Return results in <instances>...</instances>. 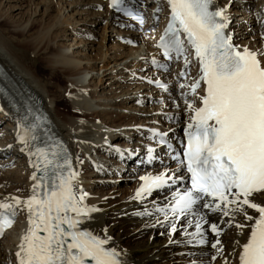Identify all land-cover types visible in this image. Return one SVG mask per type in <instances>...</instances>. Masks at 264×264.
<instances>
[{"label":"bare ground","instance_id":"6f19581e","mask_svg":"<svg viewBox=\"0 0 264 264\" xmlns=\"http://www.w3.org/2000/svg\"><path fill=\"white\" fill-rule=\"evenodd\" d=\"M63 2L67 4V9L71 7L84 9L80 13L82 15L77 13L76 16L82 17L90 14L92 19L95 20L93 23L91 22L94 25L98 24L99 20L103 17H108L109 26L113 25V28L125 26L124 30L116 32L121 33L120 35L116 34L112 38L116 46L114 45L105 51L106 55H109L108 61L111 63V67L105 68V66L101 65L99 70L105 71L102 73V76L97 74V77H100V81L104 82V84L108 83L110 86L114 83L117 84L115 90L120 89V91L115 93L114 97L102 96L104 93L94 94L95 96L98 95V97L89 96L92 93L90 92V81L93 80L94 75L89 80L88 75L99 71V60L93 58L92 60H88L87 63L84 62L83 57H86V55H83L80 49H86V43L83 45L82 41L71 45L59 44L57 42V39L62 40L63 38L64 40L68 33L65 29L66 23L62 19V14H58L57 20L53 21L54 25L49 27L41 26L38 20L35 19V17L40 15L39 11L41 7H45V10L49 8L50 0H30L31 16L25 21H22L20 18L15 22L11 19L13 16L0 7V61L19 85L25 91L30 92L32 96L38 98L49 112L54 124L53 130L56 131L60 139L67 145L71 155L73 173L76 174L73 180L74 191L77 196L81 192L86 193L85 191H89V195L93 194L94 199L90 200L86 195L83 201V204L87 208L97 209V211L89 212L86 216H82L85 227L93 235L108 240V244L105 246L110 250L115 249L120 254L119 259L121 264H168L169 258L175 260L182 253L197 251L198 254H204V249L207 248H202L197 242L201 238H207L210 241L209 248L211 249H214L211 245L217 239L220 241L218 248H222V252L216 248L211 251L213 257H215V261L212 260L214 264H226V262L227 264H238L242 245L246 242L250 233L249 226L254 221L246 220L240 213H236L233 220L231 216H224L220 211L203 208L202 205L205 201L201 204L200 209L193 211L196 215L193 212L179 215L166 211L165 208L174 202L177 194L186 191L185 178L182 172L179 175V181L174 178L171 179L174 173L170 175L164 174L165 180L168 181L165 183L166 186L163 191L156 192L152 190L150 193L142 194L139 198L136 197L137 190L144 183L141 177L160 176L145 161H141L138 155L142 149L151 153L158 149L165 150L160 148L161 146L157 143H152L149 139L152 134L151 130H159L165 133L167 138L178 143L182 140L184 127L183 123L179 121L180 113L182 112V114L188 117V121L185 122L187 125L192 122L191 118L194 115L189 109L184 113L183 110L186 108L183 109V106L186 105L188 108V103L194 104L195 107L201 105L200 97L204 95L202 83L195 95H193L191 87H186V85L181 87V83H177V85L172 83L173 78L175 76L179 77L180 70L182 67H185L188 68L189 72L192 69L194 71V79L190 82L192 85L200 77L197 63L194 60H188L187 64H179L180 66L172 71L174 75H172V72L163 74L160 70H152L154 68L153 64H157L160 61L155 45L162 34L161 24L156 36L155 33H152L151 36L139 34L138 29L132 27L129 22H120L115 16L109 17V13L104 12V10L100 12L102 4L96 0H76L71 3L66 0ZM245 6L243 0H213V7L215 9H226L228 18L226 31L234 39L236 49L241 52L244 49H248L251 52L258 53V59H260L262 66H264V48H262L264 44V31L260 32V35H255L257 37L256 42L248 36L245 37L246 30H244L245 28L242 24L239 25L234 20L229 23V20L233 19V16L231 17L230 14L234 12L233 15H242L243 10L247 9ZM19 9L21 8H15L13 11H18ZM151 9L154 10L155 6ZM256 13L260 15V18L264 16V0L259 1V9H257ZM165 15L163 14V17ZM258 15L256 16L258 17ZM153 21H156V16ZM263 21L264 18L262 24ZM158 23L152 24L149 29L155 32L159 28L157 26ZM234 25L240 26L235 29L238 34L237 38L232 34L235 33L233 31ZM55 29H58L62 35L60 34L59 37L55 36L53 34V30ZM251 30L252 28H247V32L250 31L252 33ZM241 33L243 36L245 35L242 37L243 41L240 39ZM247 39L252 41L249 42ZM135 43L136 45L143 43L145 45L144 50L132 48L136 46ZM92 48L90 51L93 50ZM126 49L128 52L126 54L122 53V50ZM134 69L137 73L134 72ZM47 73L48 76L42 79L41 75ZM118 73L121 75L118 76ZM60 75L67 81L65 88H61L57 83H54ZM136 78H141L143 82L137 81L138 79ZM87 80L88 83H86ZM161 82L167 83L169 89H161ZM60 83L62 84V82ZM55 86L59 88H57V95L52 92L54 108H51L53 106L48 105L47 94L52 96L49 92ZM97 86L98 84H95V88ZM176 88H180L181 92H174L173 90ZM162 93L167 94V96H163ZM163 98H166L167 101H164L165 103L163 102L159 106ZM146 102L151 103V107L149 108H153V106L159 107L151 110L137 108L140 105L145 106ZM60 105L69 106L70 113H67L66 110L65 112L61 111L60 108L62 106L60 107ZM128 107L129 111H134L133 114H121L119 112L122 109H128ZM168 107L169 109L170 107L173 108V111H170ZM7 112L6 106L0 102V120H9L4 132H0V136L5 138V140L0 141V155H4L5 157L12 149H15V152L10 156V161H2L1 159L0 166L9 165L12 161V165L15 164V166L11 167L16 170L4 176L2 182L4 181L5 187L10 185V189L7 188L8 190L4 191L0 189V199L2 198L1 203L14 204L13 197L25 201L33 194L35 163L32 146L28 142L27 144L20 143L19 138L23 136V127L21 122H19L21 120L19 119L18 121L13 115H11L13 118L8 116ZM167 122H172V126L175 129L170 130L169 127L167 128ZM137 126H143V128ZM122 136L128 137L125 141H118ZM136 136H138V143L135 144L137 149H133L128 139ZM11 145L12 148H9ZM115 145L120 146L121 149L119 151L114 150L112 147ZM150 149L151 151H149ZM168 155L169 152L166 151L164 158L166 163L162 165V171L169 170V167L165 165L177 164L176 161H172L174 157ZM137 162H142L143 166L132 168L133 170H140L137 177L131 178L138 181L134 189L127 188L128 190H125L119 184L105 191L104 185L107 186L109 184H103L104 182L112 181V184H116L119 181H123L122 178L119 179L118 177L120 169L126 167L124 164L137 166ZM107 163L109 164L106 166ZM159 167L160 165L157 168ZM174 168L172 167L171 169ZM142 170L145 171L143 172ZM105 174L112 175L104 177ZM114 174L116 177H114ZM89 180L91 181L90 183ZM96 185H99L101 188L98 187L99 189L96 190ZM92 189L96 192L92 191ZM120 191L121 193L124 191L125 197L123 196L124 198L120 197L118 199L117 194ZM232 198L230 197V199ZM250 199L264 206V192L253 194ZM206 201L211 203L218 202ZM145 209H149L152 212L143 214ZM15 211L17 217H20L21 222L19 223L18 221L16 227L13 229L14 231L18 229V232L11 244L5 247L1 242L3 238L0 239V264L10 260L13 261V264H18L16 253L19 251L18 246L21 242V237L28 229L27 209L21 204L15 208ZM140 211H142L143 219L138 221L136 217H139V215L135 216V214ZM246 211L254 219L258 218V213H255L254 210L246 208ZM150 213L155 214L154 219L148 218ZM119 215H125V217L128 216L129 218L134 217L130 218L127 222H123L122 220L120 222L118 220ZM201 215L206 221H201L203 236L196 232V221ZM111 222H115L114 228L110 226ZM236 223L244 224L246 227L243 230L238 229L235 227ZM212 224L217 225L220 231L219 236L211 231ZM173 227L175 231H173ZM138 230L140 231L139 234L135 235L134 232ZM125 237L126 240L121 242V238ZM155 259L165 260L155 263ZM187 260L188 262L189 260H197L202 264L204 258L198 256L195 259ZM186 264L198 263L193 261Z\"/></svg>","mask_w":264,"mask_h":264},{"label":"snow or ice","instance_id":"6c2138e0","mask_svg":"<svg viewBox=\"0 0 264 264\" xmlns=\"http://www.w3.org/2000/svg\"><path fill=\"white\" fill-rule=\"evenodd\" d=\"M123 3L124 0H111L114 9L143 24L142 17L121 7ZM167 3L171 21L157 46L163 49L165 58L175 52L184 56L187 64V44L194 51L201 73L191 85L193 95L201 81L206 85L200 97L202 106L188 103L194 115L186 131L181 164L187 169L191 186L177 194L172 211L186 215L193 212L194 205L210 197L218 202L205 201L203 208L220 211L233 220L236 213L242 214L254 222L239 253V264H264V206L250 199L254 193L264 192V66L258 53L248 49L241 52L232 45L224 31L226 9L211 11L213 0ZM27 137L25 130L20 143L27 144ZM35 154L46 166L52 163L43 149H36ZM75 176L71 172L67 176L55 173L49 183L47 172L39 179L34 175L33 180L38 182L29 199L13 197L14 204L0 203L4 210L0 211V236L12 227L16 207L23 204L28 211V229L16 253L18 264H121L120 254L105 247L107 239L78 228L80 217L97 209L83 204L86 193L77 196L72 183ZM141 180L144 183L136 192L137 198L167 183L163 175L144 176ZM245 206L258 213V218L249 215ZM201 221L206 222L202 215L196 221V232L203 236ZM235 227L243 230L246 225L236 223ZM211 231L220 235L216 224L211 225ZM199 242L203 244L205 240ZM219 244L217 239L211 246L222 252Z\"/></svg>","mask_w":264,"mask_h":264},{"label":"rangeland","instance_id":"374dc122","mask_svg":"<svg viewBox=\"0 0 264 264\" xmlns=\"http://www.w3.org/2000/svg\"><path fill=\"white\" fill-rule=\"evenodd\" d=\"M51 1V3H52V5H51V3L49 4V8L47 9L46 8V10H45V7H41L40 8V11H39V13H40V15H38L37 17H35V19L36 20H38V22L40 23V25L41 26H46V27H49V26H53L54 25V22L57 20V17H58V14H62V19H63V21L66 23V25H65V29L67 30V35H66V37L64 38V40H63V38H62V40H60V39H57V42L59 43V44H61V43H63V44H67V45H71V44H75V43H77V42H81L83 45L86 43V49H80L81 50V52L83 53V55H86V57H83L84 58V62L85 63H87L88 62V60H92L93 58H96V59H98L99 60V62H98V64H99V66H98V70L101 68V65H103V66H105V68L106 67H108V66H110L111 65V63L108 61V57H109V55L107 54L106 55V52L105 51H107L108 49H110L112 46H116V43H114V41H112V38H113V36H115L116 34H121V33H116L118 30L119 31H122V27L121 26H117V27H115V28H113V25H111V26H109V24H108V17H103L101 20H99L100 22L98 23V24H96V25H94V24H92L95 20L94 19H92V17H91V15L90 14H86L85 16H82V17H80V16H76V14L78 13L79 15H82V14H80L81 13V11L83 12V10L84 9H82V8H73V7H71V8H68L67 9V4L65 3V2H63V1H66V0H50ZM74 1H76V0H68V2H74ZM259 1L260 0H243V2H244V4L246 5L245 7H247V9L245 10H243V14L242 15H233L234 14V12H232L230 15H231V17L233 16V19H234V22H236L237 24H239V25H241L242 24V26L245 28L244 30H246L245 31V34H246V36L245 37H249L250 39H252V40H255L256 42H257V37L255 36V35H260V31H261V28H262V26H263V24H262V20H263V18H264V16L262 17V18H260V15H258L257 13H256V11H257V9H259ZM220 3H221V1H220ZM30 6V7H29ZM0 7L4 10V11H6L8 14H10L11 16H13V18H11L12 20H14L15 22L16 21H18L20 18H21V20L22 21H25V20H27L30 16H31V4H30V0H0ZM68 7H70L69 5H68ZM15 8H21V9H19L18 11H13ZM250 8V9H249ZM78 10V11H77ZM47 11V12H46ZM85 12V11H84ZM101 12V11H100ZM38 13V14H39ZM242 13V12H241ZM240 13V14H241ZM44 14V15H43ZM256 15H258V17L256 16ZM236 16V17H235ZM85 18H86V20H85ZM105 18V19H104ZM84 19V20H83ZM232 19V20H233ZM257 19V20H256ZM262 19V20H261ZM69 20H71V22H69ZM74 20V21H73ZM81 20V21H80ZM92 20V21H91ZM118 20V19H117ZM54 21V22H53ZM119 21V20H118ZM92 22V23H91ZM261 22V23H260ZM88 23V24H87ZM259 23V24H258ZM235 26L234 25V32L235 33H232V34H234V37H236L237 38V36H238V34L236 33V31H235V29L237 28V27H240V26ZM112 27V28H111ZM121 27V28H120ZM110 28V29H109ZM247 28H252V33H250V31H248L247 32ZM124 30V29H123ZM239 32H241V31H239ZM238 32V33H239ZM153 33H155V32H153ZM53 34L55 35V36H60V34L62 35V33H60V31L57 29H55V30H53ZM152 35V33L149 35V36H151ZM243 35H242V33L240 34V39H241V41H243L244 39H242V37H244ZM154 37V36H153ZM254 38V39H253ZM250 39H247V41H252V40H250ZM75 40V41H74ZM102 42V43H101ZM104 42V43H103ZM123 45H125V44H123ZM136 45V44H135ZM91 47H93L92 49V51H90L91 50ZM105 47V48H104ZM104 48V49H103ZM132 48H134V49H137V48H141V50H144V48H145V45L143 44V43H139L138 45H136V46H133ZM262 48H264V44H263V47ZM89 49V50H88ZM128 51H127V49L126 50H122V53H124V54H126ZM88 58V59H87ZM90 58V59H89ZM102 60V61H101ZM113 64V63H112ZM111 67V66H110ZM122 67V66H121ZM105 70H99L98 72L97 71H95L94 72V74H89L88 75V80L92 77V75H94V78H93V80L92 81H90V92H92V93H90V97H98V95H94V94H100V93H104V94H102V96L104 95H106L105 97H108L109 96V98H112V97H114L115 96V93H118V91H120V89H116L115 90V87H116V85L117 84H113V85H108V83H105L104 84V82H102V81H100L101 80V78L100 77H97V74H100V76H102V73L104 72ZM134 72L135 73H137L136 72V70L134 69ZM46 75V76H45ZM43 74V75H41V77H42V79H44V78H46L47 76H48V73L47 74ZM121 74L120 73H118V76H120ZM172 75H174L173 74V72H172ZM45 76V77H44ZM63 77L60 75V76H58V79H56L55 81H54V83H57L58 85H59V87H61V88H65L66 87V83H67V81L63 78ZM95 79V80H94ZM136 79H138L137 81H142L143 82V80L141 79V78H136ZM64 80V81H63ZM88 80H87V82L86 83H88ZM66 81V82H65ZM60 82H62V84L60 83ZM95 84H98V86L95 88ZM94 85V86H93ZM137 85H138V82H137ZM114 86V87H113ZM58 86H55L54 88H52V90H50V94L52 95V96H50L49 94H47V101H49L48 102V105H50V106H53V107H51V108H54V98H53V94H52V92H54V94L56 93V95H57V91H58V89L57 88H59ZM95 89H96V91H95ZM110 89H112V90H110ZM114 89V90H113ZM174 92L176 91L177 93L178 92H181V89L180 88H176V89H174L173 90ZM110 92V93H109ZM114 92V93H113ZM183 93H185V92H183ZM163 94V93H162ZM163 96H167V94H163ZM169 96V95H168ZM167 98V97H166ZM166 98H163L162 100H161V102H160V105L159 106H161L162 105V103L165 101H167V99ZM52 101V102H51ZM157 101V100H156ZM164 102V103H165ZM50 103V104H49ZM133 103V102H132ZM173 103V102H172ZM174 104V103H173ZM175 105V104H174ZM183 105V104H182ZM181 105V106H182ZM185 105V104H184ZM62 106V107H61ZM64 106V107H63ZM159 106H153V108L155 109V107L157 108V107H159ZM168 106H170V105H168ZM60 110L61 111H64L65 112V110H66V112L67 113H70V109H69V106H65V105H60ZM149 107H151V103H147L146 102V104H145V106H143V105H140V106H138L137 108L139 109V108H143V110H151V109H153V108H149ZM171 107H173L172 105H171ZM170 107V109H169V107H168V109L170 110V111H173V108H171ZM65 108V109H64ZM184 108H186V109H184ZM183 109L184 110H186V111H184L183 110V112L184 113H186L187 112V107H186V105L185 106H183ZM118 111V110H117ZM178 111V110H177ZM119 112H121V114L123 113H128V114H133V110H130L129 111V107H128V109H122V110H120ZM164 114V113H163ZM180 120L179 121H181V123H185L186 121H188V117H186L184 114H182V112L180 113ZM188 116H189V114H188ZM2 120H4V121H8V123H9V120H7V119H2ZM2 120H0V128L3 126L4 127V129H5V127L7 126V124L8 123H5L4 121H2ZM168 121V120H167ZM184 121V122H183ZM168 124H167V128L169 127L170 128V130H174L175 128H173L174 126H172L173 125V123L172 122H167ZM4 124H6V125H4ZM99 124H101V123H99ZM137 127H140V128H143V126H137ZM1 130V129H0ZM0 132H4V130L3 131H0ZM128 136H122V137H120L119 139H118V141H125V139L127 138ZM2 140H5V138L4 137H1L0 136V141H2ZM129 140V142L131 143V145L133 146V149H137V147L135 146V144H137L136 142H137V140H138V136H136V137H133V138H131V139H128ZM136 141V142H135ZM110 145H111V143H110ZM116 147V148H115ZM114 150H116V151H118L119 149H121V147L120 146H117V145H115V146H113L112 147ZM14 152H15V149H12L10 152H8V154L4 157V155H0V159H2V161H8L10 158H9V155H13L14 154ZM156 152V151H155ZM163 151H161V153H162ZM139 153L140 154H142L143 156H145V154H147L148 152L144 149H142V151H139ZM1 154V153H0ZM149 154H153V160H161V162H163V164H165L166 163V161L164 160V159H162L161 157H160V155L158 154V153H151V152H149ZM5 158V159H4ZM10 161V160H9ZM21 162V161H20ZM16 164H17V162H16ZM109 163H107L106 164V166L108 165ZM162 164V165H163ZM126 167L125 168H123V169H120V175L118 176L119 177V179H123V181H119V183H116V184H112V181H108V182H104L103 184H109V185H107V186H105L104 185V188H105V191H108L110 188H112V187H114V186H118L119 184H120V186H122V187H124V189L125 190H128L129 188H132V189H134V187H135V185L137 184V182L138 181H136L135 179H131L132 177H137V175H139V173H132V172H136L137 170H133L132 168L133 167H136V166H133L132 164H130V165H126V164H124ZM162 165H160V166H162ZM172 165V164H171ZM14 167L15 166V164H9V165H6V166H0V182H2V180L4 179V176L7 174L8 175V173L9 172H12L13 170H16V169H14V168H12V167ZM9 170V171H8ZM138 172V171H137ZM112 174H105L104 175V177H110ZM3 176V177H2ZM114 177H116L115 176V174H114ZM91 181L89 180V183H90ZM102 185V184H101ZM123 185H125V186H123ZM97 186V188H96V190L97 189H99V188H101V187H99V185H96ZM99 187V188H98ZM5 188V189H4ZM10 189V185H7L6 187L4 186V181L2 182V184H0V189L2 190V191H4V190H8V189ZM128 188V189H127ZM132 189H130V190H132ZM124 190V191H125ZM129 190V191H130ZM92 191H94V192H96L94 189H92ZM124 191H123V193H121V191L117 194L118 195V199H120V197L121 198H124L125 197V194H124ZM86 192V195L90 198V200L91 199H94V196H93V194L91 193V195H89L88 193H89V191L87 192V191H85ZM3 194H4V192H3ZM124 196V197H123ZM127 196V195H126ZM2 202V198L0 199V203ZM142 211H140V212H137L136 214H135V216H138L139 215V217H136V219L139 221L140 219L142 220L143 218H142V215L143 214H147V213H149V212H152V211H150L149 209H145L144 210V213L142 214L141 213ZM141 213V214H140ZM155 214L154 213H150V216L148 217V218H151V219H154V216ZM127 217V218H126ZM125 217V215H119V221L120 222H127L128 220H130V218H133L134 216H132V217H128V216H126ZM147 218V219H148ZM122 220V221H121ZM18 221H19V218H18ZM17 221V222H18ZM112 224L110 225L111 227H115V225H114V223L115 222H111ZM18 230V229H17ZM14 231V230H12V231H14L13 233H12V231L11 232H9L7 235H6V237L5 238H3L2 240H1V242L3 243V245L6 247V246H8L9 244H11V242L13 241V239H14V237L17 235V232L18 231ZM139 230L138 231H136V232H134V234L135 235H137V234H139ZM12 233V234H11ZM133 234V233H132ZM12 239V240H11ZM121 242H124L125 240H126V237L125 238H121ZM210 247V246H209ZM209 247H207V249H204V251H205V253L204 254H198V252L197 251H191L190 253H182V254H180L175 260H173V259H171V258H169L168 260H169V262H168V264H186V263H191V262H197L198 264H201V262H198L197 260H192V261H190L189 260V262H188V260L187 259H195V258H197L198 256H202L203 258H204V260H203V262H202V264H214V262L213 261H215V257H213V253L211 252V251H213L214 249H211V248H209ZM213 248V247H212ZM187 250H189V249H187ZM195 252V253H194ZM179 257H181V258H179ZM162 260H165V259H162ZM162 260H154V262L155 263H159V262H161ZM172 260H173V262H172ZM213 260V261H212ZM216 263V262H215ZM3 264H13V261L12 260H10V261H6V263H3Z\"/></svg>","mask_w":264,"mask_h":264}]
</instances>
